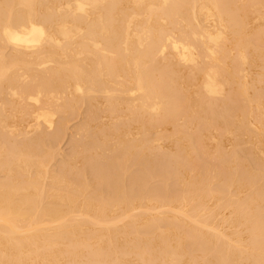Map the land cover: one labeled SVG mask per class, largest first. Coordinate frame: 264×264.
<instances>
[{
  "label": "bare ground",
  "instance_id": "1",
  "mask_svg": "<svg viewBox=\"0 0 264 264\" xmlns=\"http://www.w3.org/2000/svg\"><path fill=\"white\" fill-rule=\"evenodd\" d=\"M0 264H264V0H0Z\"/></svg>",
  "mask_w": 264,
  "mask_h": 264
},
{
  "label": "rangeland",
  "instance_id": "2",
  "mask_svg": "<svg viewBox=\"0 0 264 264\" xmlns=\"http://www.w3.org/2000/svg\"><path fill=\"white\" fill-rule=\"evenodd\" d=\"M69 140H70V136H68L67 138H65V140L61 143L62 151H64L65 154L67 152H69V148H70ZM247 145L248 144H245V147H247ZM243 147H244V145H243Z\"/></svg>",
  "mask_w": 264,
  "mask_h": 264
}]
</instances>
